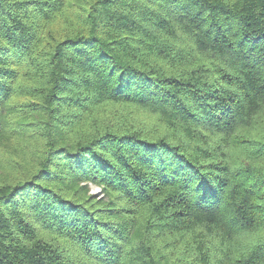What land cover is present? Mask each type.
<instances>
[{
	"label": "trees",
	"instance_id": "16d2710c",
	"mask_svg": "<svg viewBox=\"0 0 264 264\" xmlns=\"http://www.w3.org/2000/svg\"><path fill=\"white\" fill-rule=\"evenodd\" d=\"M0 264H264V0H0Z\"/></svg>",
	"mask_w": 264,
	"mask_h": 264
},
{
	"label": "rangeland",
	"instance_id": "374dc122",
	"mask_svg": "<svg viewBox=\"0 0 264 264\" xmlns=\"http://www.w3.org/2000/svg\"><path fill=\"white\" fill-rule=\"evenodd\" d=\"M99 193H100L99 188L93 187L92 194H97V195H99Z\"/></svg>",
	"mask_w": 264,
	"mask_h": 264
}]
</instances>
